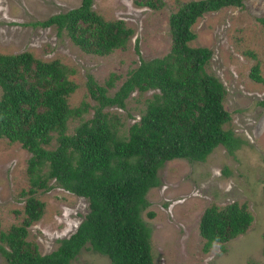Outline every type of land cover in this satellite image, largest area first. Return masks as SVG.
Listing matches in <instances>:
<instances>
[{
  "label": "trees",
  "instance_id": "1",
  "mask_svg": "<svg viewBox=\"0 0 264 264\" xmlns=\"http://www.w3.org/2000/svg\"><path fill=\"white\" fill-rule=\"evenodd\" d=\"M242 1L178 2L168 15V52L146 60L138 56L137 65L112 93L117 74L109 73L102 84L86 74L84 86L92 104L81 100L68 105L67 97L76 88L68 78L74 70L58 59L43 61L28 51L0 53V138L18 142L29 153L28 188L19 192L25 196L20 222L0 230V256L6 264H69L84 247L107 257L109 264H153L150 230L140 212L148 204V189L159 185L158 169L176 158L201 162L219 145L232 154L240 145L238 136L223 128L230 121L222 106L223 86L204 70L211 51L189 43L195 38L191 26L197 18L222 7H239ZM134 2L151 10L163 6L162 0ZM91 5L92 0H80L78 6L32 25L55 26L57 34L87 54L104 56L124 49L132 29L122 19L103 18ZM257 20L264 29V16ZM133 48L139 55L136 40ZM248 75L264 83L257 62ZM133 91L152 92L138 119L123 131L108 108H122ZM257 103L264 109V99ZM89 109L90 117L82 118ZM72 118L79 121L66 133ZM51 180L85 198L87 211L68 237L40 254L26 239L27 227L44 209L34 194L48 189ZM251 221L244 204H209L198 219L202 250L214 243L223 249L222 244L243 233ZM261 247L264 255V232Z\"/></svg>",
  "mask_w": 264,
  "mask_h": 264
},
{
  "label": "rangeland",
  "instance_id": "2",
  "mask_svg": "<svg viewBox=\"0 0 264 264\" xmlns=\"http://www.w3.org/2000/svg\"><path fill=\"white\" fill-rule=\"evenodd\" d=\"M80 0H0V53L30 52L43 61L58 59L72 68L68 78L76 84L67 97L70 107L81 100L92 104L84 80L91 75L102 84L109 73L119 76L112 93L126 72L144 60L165 55L170 47L168 15L178 2L162 0L163 6L151 10L134 0H92L91 8L105 19H122L132 29L124 49L104 56L82 52L55 26L32 25L50 15L78 6ZM264 16V0H243L242 5L222 7L197 18L191 26L195 38L189 45L207 47L211 56L204 66L224 89L223 108L229 113V128L241 140L232 154L224 146L215 147L205 160L166 161L157 171L159 185L145 194L147 206L140 217L150 230L149 244L153 264H264L262 234L264 232V83L249 77L250 67L257 62L264 79V29L257 18ZM137 41L139 55L134 52ZM152 91L129 93L124 106L109 107L125 131L136 121L144 107V99ZM91 115L89 109L82 118ZM78 118L67 121L71 133ZM54 141L52 140V144ZM29 153L18 142L0 138V230L18 224L27 189L25 173ZM50 187L34 194L44 203L41 217L27 227L26 239L34 242L40 254L50 252L57 240L68 237L87 211L83 197L69 193L49 181ZM236 202L244 204L252 215L249 227L230 241L202 250L198 219L205 207ZM152 212V216H149ZM0 264H6L0 256ZM69 264H109L107 257L80 249Z\"/></svg>",
  "mask_w": 264,
  "mask_h": 264
}]
</instances>
